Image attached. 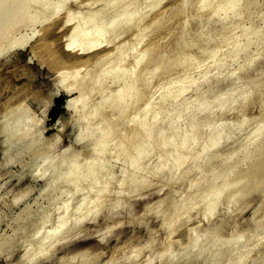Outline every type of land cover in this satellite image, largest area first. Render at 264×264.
<instances>
[{
  "label": "rangeland",
  "instance_id": "rangeland-1",
  "mask_svg": "<svg viewBox=\"0 0 264 264\" xmlns=\"http://www.w3.org/2000/svg\"><path fill=\"white\" fill-rule=\"evenodd\" d=\"M116 1L14 0L5 13L0 264H264V175L246 181L264 157V0ZM76 70L88 94L70 111ZM128 84V109L108 108ZM136 138L147 153L131 162Z\"/></svg>",
  "mask_w": 264,
  "mask_h": 264
},
{
  "label": "bare ground",
  "instance_id": "bare-ground-1",
  "mask_svg": "<svg viewBox=\"0 0 264 264\" xmlns=\"http://www.w3.org/2000/svg\"><path fill=\"white\" fill-rule=\"evenodd\" d=\"M15 1H17V0H15ZM19 1H21V0H18V2H19ZM115 1H116V0H114V2H115ZM120 1H121V0H120ZM124 1H127V0H124ZM128 1H130V0H128ZM128 1H127V2H128ZM181 1H182V0H181ZM116 2H117V1H116ZM122 2H123V0H122ZM122 2H119V0H118L117 4H118V3L121 4ZM182 2L184 3V0H183ZM226 2H227V0L225 1V3H226ZM228 2H229V1H228ZM130 3H131V2H130ZM17 4H19V3H17ZM226 4H227V3H226ZM226 4H225L224 6H226V7H228V8L231 7V6L229 5L230 2L228 3V5H226ZM115 5H116V4H115ZM231 5H233V4L231 3ZM234 5H235V4H234ZM234 5H233V6H234ZM20 6H21V5L19 4V7H20ZM229 6H230V7H229ZM15 7L18 8V5L16 6V3H14V0H0V32L3 30V28L5 27V25H8V24H6L7 21H8L7 18H8V17H9V18L12 17V16L10 17V15L12 14V13H10V12H11V11L14 12L13 9H14ZM16 8H15V9H16ZM176 11H177V10H176ZM8 12H9V13H8ZM5 13H8V14H9V15L6 14L8 17H6ZM166 14H167V13H166ZM4 15H5V17H6V18H5V19H6L5 24H4V21H5V20L3 19V16H4ZM188 16H189V15H188ZM158 17H159V16H158ZM158 17L156 16V17L153 18V20H151L152 23H154V25H155V23L159 20ZM2 19H3V21H2ZM11 19H12V18H11ZM160 19H161V17H160ZM9 20H10V19H9ZM65 20H66V19H65ZM171 20H172V19H171ZM263 20H264V18H263ZM10 21H12V20H10ZM10 21H8V22L10 23ZM17 21H18V20L16 19V22H17ZM130 21H131V20H130ZM159 21H160V20H159ZM159 21H158V22H159ZM166 21H167V20H166ZM193 21H194V20H193ZM66 22H68V21L66 20ZM69 22H70V21H69ZM158 22H157V23H158ZM121 23H122V22H121ZM150 23H151V22H150ZM152 23H151V24H152ZM157 23H156V24H157ZM116 24L118 25V23H116ZM189 24H190V23H189ZM56 25H57V24H56ZM59 25H60V24H59ZM63 25H64V24H63ZM63 25H62V27H63ZM111 25L114 26V24H111ZM117 25H115V26H117ZM119 25H120V24H119ZM121 25H122V24H121ZM52 26H54V25H52ZM57 26H58V25H57ZM115 26H114V27H115ZM48 27H49V26H48ZM62 27L60 26L59 30H60ZM50 28H52V27L50 26ZM50 28H49V29H50ZM56 28H57V27H56ZM72 28H73V27H72ZM72 28H71V31H72ZM180 29H181V28H180ZM63 30H64V29H63ZM52 31H53V30H52ZM48 32H49V31H48ZM55 32H58V31H55ZM50 33H51V32H50ZM0 34H1V33H0ZM55 34H56V33H55ZM71 34H72V33H71ZM139 34H140V33H139ZM139 34L137 33L136 35L139 36ZM45 36H46V35H45ZM45 36H44V37H45ZM137 36H136V37H137ZM22 37H23V36H22ZM42 37H43V36H42ZM44 37H43V38H44ZM113 37H114V36H113ZM48 38H49V36H48ZM48 38H46V39H48ZM75 38H78V37L75 36ZM75 38H74V40H75ZM19 39H20V38H19ZM44 39H45V38H44ZM44 39H43V40H44ZM67 39H68V38H67ZM175 39H176V38H175ZM16 40H17V39H16ZM76 40H77V39H76ZM14 41H15V40H14ZM69 41H70V43H67L66 46L64 47V48H66V50H70V49H71L70 47H72V48L75 47V46H73V43H75V42L73 41V43H72L71 40H69ZM158 41H159V40H158ZM48 42H49V41H48ZM156 42H157V41L155 40V42H153L151 45L149 44V45H150V46H148L149 51H151V50L153 49V51H154L155 53H158V50H159V49H158L157 47H160L161 45H160V42H159L158 44H156ZM44 44H45V42H44ZM91 45H93V43H92ZM91 45L88 44V46H91ZM94 45H95V44H94ZM94 45H93V46H94ZM118 45H119V46H116V49L113 50V51H115V52H114V55H119V58H121V57L123 56V57H122V58H124L123 61H124V60L126 61L127 58L124 57V55L126 54V51H124L125 46H124V48H123V45H125V44L123 43V44H118ZM136 45L138 46V44H136ZM88 46H87V48H89ZM134 46H135V45H134ZM93 48H94V47H93ZM133 48H134V47H133ZM135 48H136V46H135ZM73 49H74V48H73ZM148 49H147V51H148ZM154 49H157V51H155ZM82 50H83V49H82ZM84 50H85V49H84ZM147 51L145 50L144 53H146ZM153 51H152V52H153ZM161 51H162V50H161ZM161 51L159 50V52H161ZM84 52H85V51H84ZM152 52H150V53H152ZM147 53H148V52H147ZM108 54H110V53H108ZM108 54H107V55H108ZM112 54H113V53H112ZM152 54H154V53H152ZM103 55H104V54H103ZM103 55L97 56V60H98V61H100V60L102 61V59L104 58V57H102ZM114 55H113V56H114ZM142 55H144V54H142ZM104 56L106 57V55H104ZM125 56H127V55H125ZM154 56H155V55H153V58H154ZM162 56H163V55H161V53L158 54V55L156 54V56H155L156 58H155V59L152 58L153 60L151 59V64H150V66H151L152 64H159V63H161V62H162V61H161L162 58H164V57H162ZM109 57H111V56L109 55ZM109 57H107V58H109ZM116 57H117V56H114V58H116ZM107 58H106V59H107ZM112 58H113V57H112ZM119 58L117 57V59L120 61ZM122 58H121V60H122ZM125 58H126V59H125ZM139 58H140V57H139ZM106 59H105V60H106ZM103 60H104V59H103ZM105 60H104V61H105ZM107 60H108V59H107ZM107 60H106V61H107ZM139 60H140V59H139ZM139 60H138V62H139ZM110 61H111V60H110ZM119 61H118V62H119ZM123 61H120V63L123 62ZM118 62H116L117 65H118ZM149 62H150V61H149ZM108 63H109V61H108ZM112 63H113V62H112ZM116 64L113 65L114 69L111 68L112 66L110 67V68L113 70L112 72L115 71V69H116V66H115V65H116ZM108 65H109V64H108ZM111 65H112V64H111ZM158 66H159V65H158ZM153 67H155V66H153ZM153 67H149V65H148V67H147V65H146V67H144V70H143V69H142V70H143L144 72H145V70H147L148 68H150L151 70H154ZM81 68H82V67H81ZM116 70H117V69H116ZM157 70H158V68H157ZM78 71H79V70H78ZM78 71H77V70L74 71V74H75V75L73 76V77H74V81H75V82H74V83H75L74 86L72 85V87H71V86H70V87L67 86L68 88L66 87V88L68 89V90L66 89V90H67L66 92H68V94H69L70 92H72L73 90H76L77 93H78L77 96H75L74 98H72V99H71L70 101H68V103H67V104H68V105H67V108H70V109H68V110H70V111H75L77 104H78L79 102H83L85 96L88 94V87H87L88 84L86 85V83H85V79H86V78H85L84 75H80V74L78 73ZM107 71H108V73H110L111 70H107ZM147 71H148V70H147ZM154 71H156V68H155ZM79 72H80V71H79ZM123 72L125 73V71H123ZM123 72H122V73H123ZM80 73H81V72H80ZM122 73H121V74H122ZM132 73H133V72H132ZM71 74H72V73H71ZM141 74H142V71H141ZM124 75H125V74H124ZM121 76H122V75H121ZM121 76L119 77V76L117 75L118 78H122V80H123V79H124V78H123L124 76H123V77H121ZM137 78H139V77L137 76ZM117 80H118V79H117ZM119 80H120V79H119ZM135 80H138V79H136V77H135ZM96 83H98V81H97ZM128 85H129V84H128ZM130 85H131V84H130ZM130 85H129V86L126 85L127 88H126V87H125V88L127 89V91H124V90H125V89H124V86H123V88H121V89L119 88L121 91L119 90V93H118L115 97L113 96L114 98H110V99H109L110 104H108L109 106H107V105H106V106L109 108V107H112V105L117 104L118 102H119V103L123 102V101H121V100H122V98H123V100L126 99V95H128V96L131 95V96H132V94H133L132 91H134V90L131 91V90L129 89V88H130ZM128 89H129V90H128ZM131 89H133V87H132ZM123 91H124V92H123ZM116 93H117V92H116ZM120 93H121V94H120ZM125 94H126V95H125ZM124 96H125V97H124ZM128 96H127V97H128ZM134 96H135V95H134ZM134 96L132 97V99L134 98ZM106 97H107V96H106ZM106 97H104V100H105ZM135 97H137V96H135ZM108 98H109V97H108ZM129 99L131 100V98H129ZM129 99H128V100H129ZM134 99H136V98H134ZM102 102H103V101H102ZM105 102H107V101H105ZM105 102H104V103H105ZM128 102H129V101H128ZM128 102L125 103V100H124L123 104H121V105H122V110H123V106H124V109H125V107L128 105ZM130 102H131V101H130ZM130 102H129V103H130ZM148 102H149V101H148ZM150 103H151V102H150ZM79 104H80V103H79ZM148 104H149V103H148ZM101 105H102V106H101ZM101 105L98 106V107H97V106H96V107L94 106V108L92 107V110L87 109L89 112L84 113V114H86V116H88L87 114L91 115V113H92V114L95 113V115H96V114L98 115V113H99V116H100V113L102 112V107H104L103 104H101ZM110 105H111V106H110ZM121 105H120V107H121ZM130 105H131V104H130ZM149 105H151V104H149ZM143 107H144V106H143ZM146 107H147V106H146ZM148 108H149V107H148ZM126 109H128V106H127ZM106 110H107V109H106ZM144 110H145V109H144ZM123 111H124V110H123ZM125 111H126V110H125ZM85 112H86V110H85ZM93 116H94V115H93ZM94 117H96V116H94ZM146 123H147V122H146ZM144 125L147 126V124H145V123H144ZM144 125H142V126H144ZM139 126H140V125H139ZM145 126H144V127H145ZM148 126H149V125H148ZM129 127H130V126H129ZM139 128H140V127H139ZM145 128L147 129L148 127H145ZM145 128H142V129H145ZM146 129H145V130H146ZM148 129H149V128H148ZM148 129H147V130H148ZM17 130H18V129H17ZM14 131H15V130H14ZM171 131H172V130H171ZM138 132H139V131H138ZM138 132H137V133H138ZM215 133H217V132L215 131ZM211 134H213V132H211ZM217 134L219 135V132H218ZM133 135H135V134L133 133ZM133 135H132V136H133ZM150 135H152V134H150ZM214 135H215V134H214ZM214 135H213V136H214ZM172 136H173V134H172ZM209 136H210V135H209ZM213 136H211V137H212V138H215V136L218 137L217 135H215L214 137H213ZM135 137H136V136H134L133 138H135ZM151 137H152V136H151ZM170 137H171V136H170ZM127 138H128V137H127ZM142 138H143V137H142ZM152 138H153V137H152ZM152 138H151V139H152ZM158 138H159V137H158ZM165 138H166V137H165ZM171 138H172V137H171ZM159 139H160V138H159ZM21 140H22V139H21ZM134 140L136 141V142H135V146H134V144L131 143L132 141H124V142H123V145L120 143V144L122 145V146L120 145V146L122 147V149H123L124 146L126 147V148L123 149L124 151H129V150H128L129 148L127 149V143H128V144L131 143L130 145H133V146H134V147L132 146V148H133V151H134V149H135V152H134V153H133V152H130V154L132 153V155L129 156L131 162H132V161H133V162H136V161L141 160V158L144 156L145 152L147 153L146 148H145V144H146V143H144V141H143L142 139L139 140V138H138V139L136 138V139H134ZM137 140H139V142H137ZM144 140H145V139H144ZM217 140H218V139H217ZM160 141H161V140H160ZM121 142H122V141H121ZM125 142H127V143L124 144ZM129 142H130V143H129ZM43 143H44V145H45V142H43ZM136 143H137V145H136ZM154 143H156V142H154ZM157 143H158V142H157ZM50 144H51V143H50ZM55 145H56V144H55ZM130 145H128V146H130ZM146 145H147V144H146ZM118 146H119V145H118ZM172 146H173V145H172ZM43 147H45V146H43ZM51 147H52V146H51ZM121 147H120V149H121ZM14 148H15V147H14ZM14 148H13V150H11V151H13V152H10V153L7 152V154H6V155H8L10 158H12V157H11V156H12L11 153L13 154V153H14V150H15V149L17 150L18 146H17V148H15V149H14ZM93 148H94V147H93ZM115 148H116V147H115ZM118 148H119V147H118ZM118 148H116V149H118ZM256 148H257V151H258V150H259V151L261 150V151L263 152L262 154H264V138H263L261 141H259L258 146H256L255 149H256ZM8 149H9V148H8ZM8 149H7V150H8ZM10 149H12V148H10ZM122 149H121V151L123 152ZM149 149H150V148H149ZM149 149H148V150H149ZM171 149H172V147H171ZM255 149H254V150H255ZM7 150H6V151H7ZM18 150H20V147L18 148ZM118 150H119V149H118ZM9 151H10V150H9ZM44 151H45V150H44ZM172 151H173V150H172ZM16 152L18 153V151H16ZM16 152H15V153H16ZM79 152H80V151H79ZM8 153H9V154H8ZM15 153H14L13 155H15ZM81 153H83V151H82ZM119 153H120V152H119ZM126 153H127V152H126ZM191 153H192V152H191ZM193 153H194V154H189V156L187 155L188 157H186V159H184L185 162L183 161L184 163H187L186 170L189 171V172H191L190 170H192V167H193V169L195 168V167H194V166H195V160H196L197 156L199 155V154H197V156L195 155V153H197V152H193ZM74 154L76 155V152H75ZM94 154H95V153H94ZM148 154H151V153L149 152ZM148 154H147V155H148ZM6 155H5V156H6ZM10 155H11V156H10ZM17 155H18V154H17ZM114 155H115V153H114ZM147 155H146V156H147ZM262 156H263V155H262ZM262 156H261V157H262ZM127 157H128V156H127ZM150 157H151V155H150ZM183 157H184V156H183ZM5 158H6V157H5ZM10 158H9V159H10ZM15 158H16V155H15ZM7 159H8V158H7ZM63 159H64V157H63ZM68 159H69V158H68ZM70 159H71V158H70ZM182 159H183V158H182ZM252 159H254V158H252ZM259 159H261V158H259ZM13 160H14V159H13ZM128 160H129V159H128ZM130 160H129V161H130ZM9 161H12V160H9ZM67 161H69V160H67ZM151 161H152V160H151ZM251 161H253V160H251ZM61 163H62V162H61ZM138 163H139V162H138ZM141 163H142V162H141ZM184 163H183V164H184ZM251 163L254 165V169H257V167H258V173H257V170H256L255 175H252V174L254 173V172H253V169H252V174H250V175H252V177L249 175V176H250V179H249V177H246L248 180L245 179L246 181H250V182H251V180H252L251 178H253V176H254V177H259L258 179H260V178H261L260 175H264V157L262 158L261 161L255 160V161H253V162H251ZM7 164H8V163H7ZM180 164H181V162H180ZM183 164H182V165H183ZM256 164H257V167H255ZM214 167H215V166H214ZM230 168H231V167H230ZM232 168H233V167H232ZM142 169H143V168H142ZM159 169H160V168H159ZM165 169H166V168H165ZM150 170H151V168H150ZM154 170H155V169H154ZM186 170H185V172H186ZM75 171H76V170H75ZM148 171H149V169H148ZM192 171H193V170H192ZM230 171H231V170H230ZM154 172H155V171H154ZM80 173H81V172H80ZM91 174H92V173H91ZM77 176H78V174H77ZM79 176H80V175H79ZM247 176H248V175H247ZM263 177H264V176H263ZM74 178H75V177H74ZM139 178H140V177H139ZM263 179H264V178H263ZM137 180H139V179L137 178L135 181L138 182ZM260 180H261V179H260ZM260 180H259V181H260ZM259 181H258V182H259ZM242 182H243V181H242ZM250 182H249V183H250ZM252 182H255V178L252 180ZM252 182H251V184H252ZM260 182H261V181H260ZM69 183H70V182H69ZM107 183H108V182H107ZM247 183H248V182H247ZM256 183H257V181H256ZM261 184H262V183H261ZM259 185H260V184H259ZM249 186H250V185H249ZM251 187H252V186H251ZM130 188H131V187H130ZM135 188H136V187H135ZM242 188H245V187H242ZM248 188H249V187H248ZM128 189H129V188H128ZM62 190H63V189H62ZM102 191H103V190H102ZM104 191H105V188H104ZM104 191H103V192H104ZM128 191H129V190H128ZM130 191H131V190H130ZM134 191H135V190H134ZM61 193H62V192H61ZM131 193H132V192H131ZM64 194H66V193H64ZM64 194H63V195H64ZM102 194H103V193H102ZM129 194H130V193H129ZM16 197H17V196H16ZM16 197H15V199H16ZM58 197H59V196H58ZM17 198H18V197H17ZM57 199H58V198H57ZM97 200H98V199H97ZM184 200H185V199H184ZM184 200H183V201H184ZM184 203H187V202L185 201ZM184 203H183V204L181 203V205L178 206L179 208H178L177 211H180V210H182V209H184V208L186 207ZM99 204H100V203H99ZM207 207H208V206H207ZM209 207H211V206L209 205ZM209 207H208V208H209ZM95 208H96V207H95ZM87 210H88V209H87ZM44 212H45V211H44ZM41 213H42V212H41ZM84 213H86V211H85ZM87 213H89V212H87ZM141 213H142V212H141ZM176 213H177V212H176ZM39 216L43 217L42 214H41V215L39 214ZM41 217H40V218H41ZM83 217H84V215H83ZM23 220H24V219H23ZM16 225H17V227H15V226H14V227L16 228L17 231H19V230L23 229V228L26 226V222L19 223V224H16ZM30 226H31V225H30ZM18 234H19V233H18ZM14 236H15V235H14ZM17 236H18V235H17ZM178 239H179V238H178ZM12 243H13V239H12ZM10 244H11V238L8 237V238L0 239V248H3V247L8 246V245H10ZM115 249H116V248H115ZM243 259H244V258H243Z\"/></svg>",
  "mask_w": 264,
  "mask_h": 264
},
{
  "label": "trees",
  "instance_id": "trees-1",
  "mask_svg": "<svg viewBox=\"0 0 264 264\" xmlns=\"http://www.w3.org/2000/svg\"><path fill=\"white\" fill-rule=\"evenodd\" d=\"M64 100H65L64 97H63V96H60V97L56 100V102H58V104L61 105V104L64 103ZM51 112H52V113L54 112L53 114L55 115V113H56L57 111H56V109H52Z\"/></svg>",
  "mask_w": 264,
  "mask_h": 264
}]
</instances>
